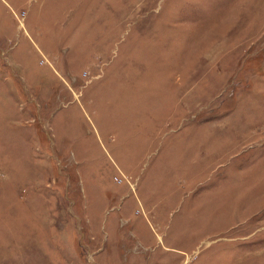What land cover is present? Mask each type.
Masks as SVG:
<instances>
[{
	"label": "rangeland",
	"instance_id": "rangeland-1",
	"mask_svg": "<svg viewBox=\"0 0 264 264\" xmlns=\"http://www.w3.org/2000/svg\"><path fill=\"white\" fill-rule=\"evenodd\" d=\"M0 264H264V0H0Z\"/></svg>",
	"mask_w": 264,
	"mask_h": 264
}]
</instances>
